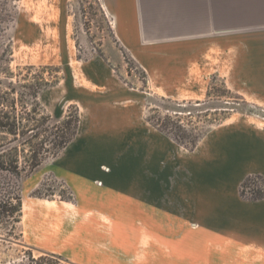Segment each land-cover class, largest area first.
<instances>
[{
  "label": "crops",
  "instance_id": "obj_1",
  "mask_svg": "<svg viewBox=\"0 0 264 264\" xmlns=\"http://www.w3.org/2000/svg\"><path fill=\"white\" fill-rule=\"evenodd\" d=\"M101 1L115 38L145 71L148 90L167 98L200 101L216 75L234 93L264 103V0H238L237 11L231 9L230 0ZM235 13L243 25L230 30V15ZM250 19L252 25L246 23ZM107 63L95 57L81 68L95 83L86 81L81 92L93 91L99 99L82 104L85 114L82 119L79 110L77 134L61 160L59 178L70 187L76 203L44 207L37 201L25 204L26 210L22 205L23 242L43 255H59L77 264H262L264 241L198 240L210 237L205 223L249 222L254 230L262 224L264 200H242L239 185L251 174L264 177V136L240 122L218 128L185 159L189 175H180L168 195L166 174L150 175V158L144 151L149 143L142 142L141 165L146 170L147 164V173L139 185L138 177L128 174L126 158L99 157L120 150L123 156L132 148L131 119L141 118L144 101L139 92L111 81L113 67ZM103 103L107 108L99 110ZM146 135L150 137L148 131ZM82 152L89 155L81 158ZM82 198L94 200L81 202ZM135 198H140V209ZM91 205L101 214L141 213L142 226L157 229L160 235L173 233L181 228L179 223L188 221L190 240L128 241L118 232L105 239L107 235L99 234L101 223H90L92 235H85L81 221L92 213ZM151 213L156 217L151 218ZM114 222V230L129 226Z\"/></svg>",
  "mask_w": 264,
  "mask_h": 264
},
{
  "label": "rangeland",
  "instance_id": "obj_2",
  "mask_svg": "<svg viewBox=\"0 0 264 264\" xmlns=\"http://www.w3.org/2000/svg\"><path fill=\"white\" fill-rule=\"evenodd\" d=\"M230 1L231 9L237 11L238 0ZM230 16V30L243 25L238 22L237 13ZM109 17L101 0H0V113L10 112L17 123L16 136L9 134V126L0 129V152L9 151L11 156L5 158L4 168L15 159L13 165L17 172L0 170V264H77L59 255H43L26 245L21 210L22 205L25 209V204L37 201L44 207L60 202L76 203L72 190L58 175L61 160L69 152L66 149L69 145L62 149L60 142L70 136L74 125L65 126L61 122L70 107L78 113L81 110L83 119L84 101L99 99L93 91L81 92L87 87L86 81L95 84L90 74L85 76L81 72L83 64L95 57L112 65V82L139 92L144 98L141 118L131 119L132 148L125 150L123 156L121 150L108 157L96 156L104 161H111L109 158L113 156L126 158L130 163L128 174L137 176L139 185L142 174L147 173V164L146 170L141 165L142 142L149 143L144 151L150 158V175L159 171L166 174L168 195L180 175H189L185 159L218 128L240 122L264 136V103L234 93L219 76H211L206 95L200 101L167 98L148 90L145 71L117 41ZM261 17L264 23V10ZM252 22L251 19L246 21L251 25ZM113 106L111 108L115 109ZM106 108L103 103L98 109ZM8 122L12 123V119ZM193 140L196 144L191 149ZM13 148L17 158L12 157ZM85 155L89 154L82 152L81 158ZM35 160L40 165L31 169ZM244 181L243 196L239 185L242 200L252 203L264 200L263 176L251 174ZM88 200L93 203L94 199L82 198L81 202ZM134 200L140 209V198ZM18 205H21L20 211H17ZM96 206L91 205L92 213H83L87 214L86 220L81 221V232L85 235H92L90 223H101L104 228L99 234L107 235L105 239L118 232L125 234L128 241L190 240L188 221L179 223L181 228L172 231L175 234L161 231L160 235L157 229L147 230L142 226L141 213L101 214L95 210ZM93 216L98 219L95 221ZM178 216L183 218L184 214ZM152 217L156 215L151 213ZM114 221L128 222L129 226H118V230H114ZM205 225L211 229L210 237L198 241H264V219L262 224H256L261 230L258 227L254 230L253 224L242 221ZM222 229L224 236H221ZM164 236L170 240L163 239Z\"/></svg>",
  "mask_w": 264,
  "mask_h": 264
},
{
  "label": "trees",
  "instance_id": "obj_3",
  "mask_svg": "<svg viewBox=\"0 0 264 264\" xmlns=\"http://www.w3.org/2000/svg\"><path fill=\"white\" fill-rule=\"evenodd\" d=\"M68 115H66L65 119L61 122V125H65V126H71L73 125V132L70 134V136L68 138H64L62 139V141L60 142V148H65L72 140L73 138L75 137L76 133H77V129H78V124H79V117H78V112L75 108L73 107H70L69 110L67 111ZM12 119V123H9L8 121ZM11 127V129L9 130V134L13 135V136H16V133H15V127L17 126V123H16V119L15 117H11L10 115V112H5V113H0V129L1 128H4V127ZM178 136V135H177ZM180 140L181 138L178 137ZM184 138V137H183ZM178 140L176 142H178ZM182 140V139H181ZM180 140V141H181ZM179 141V142H180ZM195 140L191 141L190 142V147L191 149H194L195 148ZM14 151L12 157L14 158H17V151L15 148L12 149ZM11 151V150H10ZM16 153V155H15ZM9 151L7 152V154L5 152H0V170H5V171H8L10 173H15L17 174L16 172V166L13 165V163H15V159L14 161L12 162H9L8 164V167L7 168H4V165L7 164V162L5 161V158L9 157ZM11 157V156H10ZM40 165V163H38L36 160L31 164V169H35L37 168L38 166ZM245 181L241 184V191H240V195L243 196V193H244V189H245ZM20 206L21 205H18V210L17 211H20Z\"/></svg>",
  "mask_w": 264,
  "mask_h": 264
}]
</instances>
